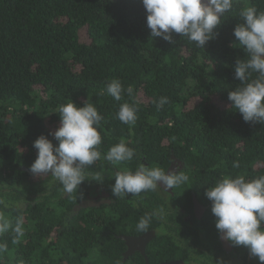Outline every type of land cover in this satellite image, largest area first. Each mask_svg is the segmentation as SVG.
Wrapping results in <instances>:
<instances>
[{"label":"trees","instance_id":"1","mask_svg":"<svg viewBox=\"0 0 264 264\" xmlns=\"http://www.w3.org/2000/svg\"><path fill=\"white\" fill-rule=\"evenodd\" d=\"M248 6L264 12V0H234L218 35L202 48L177 33L173 42L152 37L142 0H0V217L12 226L0 234L7 246L0 264H163L176 258L220 264L222 255L226 262L205 192L223 176L264 175V124L246 123L228 99L240 83L236 61L245 58L233 29ZM112 79L132 94L115 100L107 93ZM159 97L168 102L158 109L153 101ZM70 100L93 103L103 119L101 159L68 195L51 175L29 169L41 134L58 145L50 135L60 125L53 111ZM123 103L137 109L135 124L116 118ZM121 139L136 156L114 166L104 155ZM174 158L189 181L172 192L158 186L139 196L113 195L117 171L144 163L167 172ZM194 197L206 207L202 219L195 216ZM93 199L111 202L74 211L81 200ZM161 208L164 217H154L147 230L157 233L146 249L149 263L138 252L126 258L121 234L144 233L135 230L138 220ZM18 219L22 236L13 231ZM204 242L216 254L204 253ZM233 246L230 256L240 264H259L248 247Z\"/></svg>","mask_w":264,"mask_h":264},{"label":"clouds","instance_id":"2","mask_svg":"<svg viewBox=\"0 0 264 264\" xmlns=\"http://www.w3.org/2000/svg\"><path fill=\"white\" fill-rule=\"evenodd\" d=\"M142 4L147 12L146 22L152 37L173 42L172 33H177L204 48L218 35L215 29L222 23L225 13L233 9L234 0H142ZM239 17L243 22L234 27L233 34L245 52V58L236 61L235 77L240 83L229 91L228 99L246 123L264 124V12H259L255 6H248L239 12ZM232 46L237 45L234 43ZM253 72L258 76L250 79ZM125 91L132 94V88L125 89L118 79L107 82V93L115 100H120ZM167 102V97L153 101L158 109ZM53 112L59 113L60 125L50 135L54 136L58 145L41 134L33 142L38 152L29 170L35 176L51 175L62 185L63 192L71 195L86 180L85 169L101 159L98 146L102 143V136L98 128L103 116L93 103L87 101L78 106L70 100ZM136 113L134 106L123 103L116 118L124 124L133 125ZM134 156L136 149L121 139L109 148L104 159L117 166L132 161ZM233 167H239L238 162H234ZM114 177L111 190L117 198L139 196L155 191L158 186L167 191L189 181L184 172H165L160 167H148L144 163H140L134 171H117ZM95 179L102 180L98 176ZM205 195L212 202L211 212L216 217L215 226L222 238L233 245L248 247L259 264H264V227H261L264 224V175L251 179H246L244 175L223 176L207 188ZM154 217L163 218L164 209L142 216L135 230L146 232ZM22 225V219H18L13 228L17 236L24 234ZM10 227V222L0 217V234ZM6 247L0 244V253Z\"/></svg>","mask_w":264,"mask_h":264},{"label":"water","instance_id":"3","mask_svg":"<svg viewBox=\"0 0 264 264\" xmlns=\"http://www.w3.org/2000/svg\"><path fill=\"white\" fill-rule=\"evenodd\" d=\"M180 168L183 167L182 164H180L179 166ZM169 170H177V166L173 163L167 170V172ZM168 192H172V189H168L167 190ZM111 200L110 199H101V200H81L78 204H76L74 206V211L75 212H78L80 211L82 208H87V207H99L105 203H110ZM194 206H195V213H196V216L198 218H201L202 216V213L204 212L205 208L204 206H202L198 199L196 197H194ZM155 235V232L153 231H150V232H147L145 234H143L142 236L138 237V238H130L128 236H122V238L126 239L127 240V244L129 245H132L133 243H138L141 246V248H139V250L142 251V253H145V246H146V243L148 242L149 238L151 236ZM221 241L224 245L225 248H230L231 247V244L228 240L222 238V235H221ZM130 250H131V247L129 248V250L126 252L125 256H127L129 253H130ZM167 264H186L184 263L183 261H174V262H169Z\"/></svg>","mask_w":264,"mask_h":264},{"label":"flooded vegetation","instance_id":"4","mask_svg":"<svg viewBox=\"0 0 264 264\" xmlns=\"http://www.w3.org/2000/svg\"><path fill=\"white\" fill-rule=\"evenodd\" d=\"M175 164L176 166H177V169H178V171H179V169H180V164H182V162L178 159V158H174L173 159V161H172V163H171V165L172 164ZM170 165V166H171ZM183 165V164H182ZM173 190V189H172ZM200 203V202H199ZM201 204V203H200ZM202 206H204L203 204H201ZM204 208H205V210H204V212L202 213V216H201V218H198L197 216H196V213H195V206H194V213H195V216H196V218L197 219H202L203 218V216H204V214H205V212H206V207L204 206ZM192 222H194V221H192ZM150 231H153V232H155V235H153V236H151L150 238H149V240H148V242L146 243V246H145V253H142V251L141 250H139V248H141V246L142 245H140V244H138V243H133L132 245H129V244H127V240L126 239H124V241H125V244H126V246H127V249H126V251L124 252V254H126V252L129 250V248L131 247V250H130V253L127 255V256H125L126 258H128L130 255H132V254H134V253H141V254H143L145 257H146V260H147V263H149V260H148V257H147V255H146V249H147V247H148V245L151 243V241L156 237V231L155 230H150ZM150 231H146V232H144V233H142V234H139V235H134V234H121V238H122V236H128V237H130V238H138V237H140V236H142L143 234H145V233H147V232H150ZM221 233H219V239H220V241H221ZM230 242V241H229ZM221 244H222V247H223V249H224V251L228 254V257H227V259H226V262H223V259H224V256L222 255L221 256V261H220V264H240V260L237 258V257H235V256H230V254H232L233 252H234V246H233V244H232V242H230V244H231V247L230 248H225L224 247V245H223V243H222V241H221ZM204 245H205V248H203V250H204V253H207V254H216L215 253V251H213V253H212V250H214V248H213V246H209V243H207V242H204ZM190 250H192L191 249V247H190ZM192 252V251H191ZM230 256V257H229ZM217 257V256H216ZM174 261H183L181 258H176V259H172V260H170V261H168V262H164L163 264H167V263H169V262H174ZM184 262V261H183ZM185 263V262H184Z\"/></svg>","mask_w":264,"mask_h":264}]
</instances>
